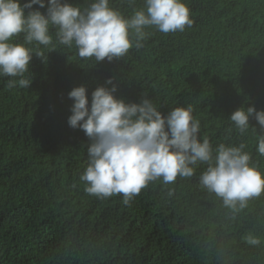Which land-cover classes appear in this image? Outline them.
<instances>
[{"label":"trees","instance_id":"trees-1","mask_svg":"<svg viewBox=\"0 0 264 264\" xmlns=\"http://www.w3.org/2000/svg\"><path fill=\"white\" fill-rule=\"evenodd\" d=\"M184 3L191 27L146 28L144 46L121 59L95 62L75 47L41 46L47 58L33 54L28 88H8L19 77H0V264H264V193L233 213L200 184L199 166L190 178L149 182L125 205L122 194H86L79 179L89 141L68 126L67 94L84 85L90 101L97 86L112 87L109 77L116 98L139 103L145 96L163 115L191 104L200 137L213 148L244 143L264 173L255 136L228 131V117L242 105L264 110V0ZM110 6L130 16L143 0ZM248 233L261 244H246Z\"/></svg>","mask_w":264,"mask_h":264},{"label":"clouds","instance_id":"clouds-1","mask_svg":"<svg viewBox=\"0 0 264 264\" xmlns=\"http://www.w3.org/2000/svg\"><path fill=\"white\" fill-rule=\"evenodd\" d=\"M129 6L135 0H122ZM37 7H33V6ZM40 9H45L41 12ZM184 0H143L125 16L110 6V0H85L82 6L68 0H0V77L9 79L8 88H28L26 78L33 54L46 61L43 49L63 46L76 48L82 59L111 62L125 57L133 47L139 49L150 35L146 28L162 33L183 32L194 20ZM42 46V47H41ZM112 87L97 86L89 101L84 85L73 87L68 126L81 129L88 138L87 165L79 179L84 192L99 199L122 194L129 205L149 182L172 183L190 178L203 166L199 182L221 198L223 205L236 213L250 199L264 193V173L252 160L246 145L220 143L213 148L208 136L200 137L201 124L193 116V106L175 107L163 115L143 96L139 103L116 98ZM250 118L260 126L258 134ZM228 131L239 136L251 132L256 151L264 156V110L243 105L228 117ZM243 240L258 246L261 239L248 233Z\"/></svg>","mask_w":264,"mask_h":264}]
</instances>
